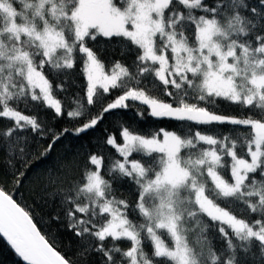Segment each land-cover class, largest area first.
I'll return each mask as SVG.
<instances>
[{"label": "snow or ice", "instance_id": "obj_1", "mask_svg": "<svg viewBox=\"0 0 264 264\" xmlns=\"http://www.w3.org/2000/svg\"><path fill=\"white\" fill-rule=\"evenodd\" d=\"M117 110L177 126L101 127ZM97 129L33 189L68 255L14 197L35 158ZM0 167L24 264H264V0H0Z\"/></svg>", "mask_w": 264, "mask_h": 264}, {"label": "trees", "instance_id": "obj_2", "mask_svg": "<svg viewBox=\"0 0 264 264\" xmlns=\"http://www.w3.org/2000/svg\"><path fill=\"white\" fill-rule=\"evenodd\" d=\"M103 54L105 52V45L103 41L98 45ZM110 54V50H108ZM57 98H62L58 94ZM221 108L225 111H229L227 106L221 105ZM37 112L41 119H45L48 124L55 130H60L65 127H71V123L67 119L56 120L53 118V113L47 109H37ZM116 122L130 124L142 132H152L159 128L172 129L177 126V122L167 119L157 120L151 117H145L143 120L137 119L132 111L117 110L114 114L108 115L104 124L101 127H113ZM102 136L100 129L89 131L81 134L79 137L68 134L62 138V140L56 145L54 150L43 158H35V165L33 169L28 173V179L24 181V185L20 188L19 192L14 198L26 204L30 211L36 218L38 227L50 236H54L60 244V250L66 252L68 255H72L75 251V240L61 225L56 223H49L48 218L53 211L52 207L46 205L41 199L40 195H37L33 189L38 183V178L45 176L46 170H53L58 160L65 156H71L77 151L87 150L97 142L98 138ZM47 140L36 138L34 141V152H42L46 146ZM7 170L0 167V180H10V177L6 175ZM11 188V183H9ZM119 192L123 195L131 198V189L129 185L124 184L119 186ZM71 244V247L69 245ZM0 264H24V262L15 254L14 250L7 243V241L0 236Z\"/></svg>", "mask_w": 264, "mask_h": 264}]
</instances>
